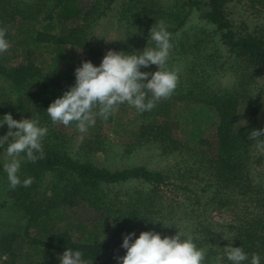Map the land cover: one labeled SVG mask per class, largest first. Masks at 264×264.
<instances>
[{
  "label": "trees",
  "instance_id": "16d2710c",
  "mask_svg": "<svg viewBox=\"0 0 264 264\" xmlns=\"http://www.w3.org/2000/svg\"><path fill=\"white\" fill-rule=\"evenodd\" d=\"M237 3L252 11L254 26L235 20L231 8ZM195 13L199 31L190 34ZM116 15L128 41L118 52H142L152 25L164 20L169 55L179 56L184 67L172 96L151 111L120 104L107 120L96 116L91 134L75 122L63 125L72 140L78 138L73 148V141L54 133L57 124L46 110L74 86L82 62L101 64L106 53L96 41L97 26ZM261 19L264 0H0V27L7 28L11 47L0 54V119L9 113L17 121L38 116L48 128L35 163L21 161L18 176L21 182L31 177L30 187H10L3 170L7 145L0 148L1 207L19 221L0 234V264H55L69 248L93 264H119L116 257L126 255L124 235L134 232L135 239L143 231L162 238L191 234L198 248L207 249L205 264H232L223 250L229 244L249 255L243 264H250L252 253L264 264V137L249 138L264 129L258 124ZM209 41L225 52L224 60L219 51L209 52ZM69 50L77 62L65 67ZM140 70L154 73L158 67ZM229 72L233 82L226 85ZM121 118L132 125L128 152L153 146L184 162L170 174L96 163L93 156L108 147L104 125ZM133 183L140 185L123 190ZM83 211L87 215L73 218Z\"/></svg>",
  "mask_w": 264,
  "mask_h": 264
},
{
  "label": "clouds",
  "instance_id": "9594fccd",
  "mask_svg": "<svg viewBox=\"0 0 264 264\" xmlns=\"http://www.w3.org/2000/svg\"><path fill=\"white\" fill-rule=\"evenodd\" d=\"M6 33L7 28L0 27V54L10 47ZM170 40L165 21L160 20L155 27L152 25L148 45L142 52L125 54L123 51L109 50L98 67L91 61L82 62L75 69L74 86L55 99L46 110L52 123L68 126L75 122L78 130L84 132L95 123L96 116L107 120L120 104L127 103L143 113L151 111L157 101L169 99L177 88L180 71L167 67L172 48ZM150 44L155 46L151 47ZM150 65H156L158 70L154 73L140 70ZM148 93H151V98H148ZM5 124L8 132L0 137V148L7 145L3 170L12 189L21 183L24 187H30L31 177L21 182L18 176L21 161L27 159L35 163V153H42V141L48 134V128L40 126L38 116L17 121L10 113L0 120V127ZM9 137L12 138L11 142ZM259 137H264V129L253 130L249 136L250 139ZM133 237L134 232L124 235L121 247L126 249V255L116 257L119 264H205L207 249L198 248L189 233L178 231L175 236L162 238L157 232L143 231L138 238ZM223 250L232 264H243L249 260L242 247L229 244ZM59 260L60 264H93V260L84 258L82 251L71 248L66 249ZM250 264H261L259 254H251Z\"/></svg>",
  "mask_w": 264,
  "mask_h": 264
},
{
  "label": "rangeland",
  "instance_id": "374dc122",
  "mask_svg": "<svg viewBox=\"0 0 264 264\" xmlns=\"http://www.w3.org/2000/svg\"><path fill=\"white\" fill-rule=\"evenodd\" d=\"M207 10V9H206ZM231 13L237 22H247L251 24V26L255 25L254 22V14L251 10H249L244 3L234 4L231 8ZM253 14V15H252ZM119 17L116 15L114 18L108 17L103 19L100 24L97 26L96 30V41L97 43L104 49L105 53L109 50L117 51L118 47L127 44L125 32L122 29V24L119 23ZM264 24V19H261ZM199 22L198 15L195 13L192 16V22L187 27L186 31L190 34H195L199 31ZM139 45V46H138ZM137 45V49L141 51V44ZM209 52L214 53L219 51L220 57L222 60L225 59V52L219 50V45L216 42L209 41L207 44ZM11 48V47H9ZM77 53L73 50H69L67 52V57L64 60V65L69 66L71 64H75L77 62ZM168 68H178L179 70L183 69L184 63L181 62L179 56L176 54L169 55L167 61ZM223 83L228 85L233 82V78L231 73H225L223 78ZM0 84L4 83L0 81ZM257 87L258 93H261V110L258 118V124L260 127L264 128V68H262L257 74ZM2 120V119H0ZM55 129V134L59 137V140L63 142H74L72 143V147L74 148V144L78 143V138L75 137L72 140L71 131L67 130L63 127L62 124H57ZM94 126L91 125L87 128L88 134H91V129ZM132 125L128 124V119H119L117 122L113 124H105L103 127L102 134L107 138V150L103 153H98L93 156V160L99 165L106 166L110 169H124L131 167L144 166L154 171H161L166 174H170L173 170H175L179 165L184 162V157L178 154L175 155H163L159 149L153 146H148L143 149H138L133 152L127 151L128 142L133 140V136L131 133ZM15 131V129H13ZM90 131V132H89ZM8 132V126L5 124L0 127V136L3 137ZM95 134V132H92ZM93 134V135H94ZM12 138L9 137V140ZM6 162V157L3 158V164ZM140 184L133 183L123 190H127L129 188H136ZM1 194V191H0ZM5 197L0 196V234H2L5 230H12L15 225H18V218L13 214V210L9 208H3L1 205L3 204ZM86 214L83 212H76L73 215V218L84 217ZM222 239V236L220 237ZM102 240V239H101ZM106 251L112 253V249L109 246L106 247ZM59 257L54 261L55 264H60ZM2 260L0 255V261ZM51 264V262H50Z\"/></svg>",
  "mask_w": 264,
  "mask_h": 264
}]
</instances>
